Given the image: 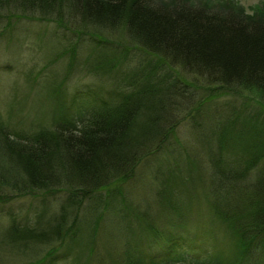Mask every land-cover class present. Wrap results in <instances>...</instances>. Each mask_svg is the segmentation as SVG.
<instances>
[{
	"label": "trees",
	"instance_id": "trees-1",
	"mask_svg": "<svg viewBox=\"0 0 264 264\" xmlns=\"http://www.w3.org/2000/svg\"><path fill=\"white\" fill-rule=\"evenodd\" d=\"M193 5L188 0H0V9L19 7L24 15L41 16L39 20L69 18L86 27L119 30L212 87L248 91L264 101V16ZM142 78L129 82L126 90L120 86L115 100L94 103L82 114L77 111L90 95L60 101L58 90H51L59 115L52 128L20 130L1 115L0 188H10L15 195L65 187L74 192L45 226L42 215L39 223L14 216L8 229H0V255L15 245L28 250L49 243L43 264L70 257L78 264H107L103 259L107 254L112 264H195L217 249L207 247L200 233L177 235L187 223L193 194L201 192L210 215L231 226L241 242L235 263H264L253 255L264 247V118L255 116L257 123L246 127L238 126V120L225 125V120L221 128H214L209 117L190 118L192 105L185 102L189 93L179 91V84L147 85ZM186 123L201 141L199 149L156 166L159 178L151 188L159 219L162 209L167 213V228L155 224L149 230L145 218L142 237L135 240L138 233L131 238L129 219L137 209L117 205L100 209L93 195L133 179L141 162L163 149ZM229 137H238L234 147L226 145ZM13 172L16 178L10 177ZM110 193L113 204L114 200L125 204L123 189ZM103 229H109L110 239L116 230L119 239L131 238L117 247L121 255L113 254L109 242L99 253Z\"/></svg>",
	"mask_w": 264,
	"mask_h": 264
},
{
	"label": "rangeland",
	"instance_id": "rangeland-1",
	"mask_svg": "<svg viewBox=\"0 0 264 264\" xmlns=\"http://www.w3.org/2000/svg\"><path fill=\"white\" fill-rule=\"evenodd\" d=\"M188 1L194 4L193 6L208 4L215 10L241 9L251 17L264 16V0ZM40 17L35 13L24 15L19 7L15 6L0 9V117L2 115L9 121L10 126L14 125L28 132L43 127L52 128V122L59 116L54 110L53 101H58L56 99L81 100L90 95L77 111L82 114L94 103L103 104L107 101L105 99L115 100L120 86L122 90H126L131 87L129 82L137 81L143 76L146 79L142 83L147 85L164 83V86L165 82L179 84V91L190 94V99L187 94V101L185 100L187 104L192 105L189 108L190 118L209 117L214 128H221L225 120L228 121L225 125H232L238 120V126L246 127L249 123H257L255 116L264 118V101L255 94L212 87L203 77L188 74L182 67H173L161 55L150 53L136 45L119 30L111 32L92 26L86 27L81 22L69 18L59 21L52 16H48L52 19L46 17L39 20ZM4 28L7 29L6 32H3ZM51 90H58L60 96L52 99L49 94ZM180 101L182 106L183 99ZM11 109L20 111L19 115L14 114ZM73 113L77 115L76 112ZM193 132L191 125H180L175 136L169 139L163 149L141 162L133 179L104 187L93 195L94 201L99 199L100 209L115 205L128 211L137 209L131 214L134 218L131 216L129 219L134 233L131 238L135 233H138L134 237L135 240L142 237L145 218L149 230L155 224L159 226L158 229H163L164 225L165 229L167 228L165 209H162L159 219L160 212L155 200L150 197L151 188L156 186V179L159 178L155 176L158 168L156 166L165 160L172 161L178 156L183 157L187 154L186 150L194 152L199 149L201 141ZM237 140L238 137H229L226 145L234 147ZM0 162L2 164V161ZM2 167L4 168V164ZM10 177L16 178L17 175L13 172ZM204 178L206 179L205 176ZM114 188L123 189L125 204L117 200L112 203L110 192L117 193ZM71 192L74 191L65 187L52 191L31 190V193L15 195L10 188H0V229H8L14 216L29 217L32 222H38V217L42 215V226H45L50 218L57 215L60 205L68 199ZM3 197L9 201L1 203ZM203 198L201 192L193 194L194 205L191 206L190 212L188 211L190 215L187 223L184 228H180L181 231L177 235L193 237L200 233L207 247L217 245L211 255L203 256L195 264H236L241 242L231 226L210 215ZM175 230L173 227L171 231ZM109 232V229H103L101 232L102 240L98 239L101 246L99 253L104 251L103 244L109 242L110 247L115 250L113 254L121 255L122 250L117 247L131 238L125 236L119 239L121 236L116 230L110 239ZM67 242L71 244L70 239ZM38 244H35L37 246L34 249L28 250L16 245L11 247L0 255V264H43V256L48 252L50 244ZM261 249L264 247L253 255L261 257L264 261V252ZM103 259L105 263L112 264V257L108 254ZM58 264L78 263L70 257Z\"/></svg>",
	"mask_w": 264,
	"mask_h": 264
}]
</instances>
